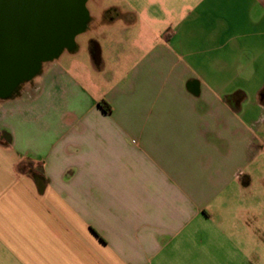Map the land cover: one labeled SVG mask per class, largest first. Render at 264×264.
Instances as JSON below:
<instances>
[{
    "label": "crops",
    "instance_id": "1",
    "mask_svg": "<svg viewBox=\"0 0 264 264\" xmlns=\"http://www.w3.org/2000/svg\"><path fill=\"white\" fill-rule=\"evenodd\" d=\"M148 1L0 99V264H262L264 0Z\"/></svg>",
    "mask_w": 264,
    "mask_h": 264
},
{
    "label": "water",
    "instance_id": "2",
    "mask_svg": "<svg viewBox=\"0 0 264 264\" xmlns=\"http://www.w3.org/2000/svg\"><path fill=\"white\" fill-rule=\"evenodd\" d=\"M87 0H0V99L43 62L71 49L86 28Z\"/></svg>",
    "mask_w": 264,
    "mask_h": 264
},
{
    "label": "rangeland",
    "instance_id": "3",
    "mask_svg": "<svg viewBox=\"0 0 264 264\" xmlns=\"http://www.w3.org/2000/svg\"><path fill=\"white\" fill-rule=\"evenodd\" d=\"M159 3V2H158ZM131 5L130 7L138 9L140 11V28L137 32L135 33H126V32H120L117 34V37L114 38L112 37L113 34L111 35L110 33H104L103 36H96L94 32H92L91 27L94 26H98L101 25L102 22L100 21V16L99 13H101L100 11L104 9H113L112 7L115 8H121V7H128L129 5ZM87 10L89 12L90 15V20L88 22V28L90 29V31L80 34L76 37L75 39V43L77 45L80 44H84L86 45L87 40H90L92 38L98 39L101 41V43L103 45H105L106 47L109 48L108 43H110L111 41L114 42V47H113V53L109 54V57L111 59H116L117 57H128V56H137L139 53L138 49H135L134 46L139 47L138 45H140V43H142L143 41H147V40H152L155 37V34L153 33V35L149 34L148 35V27H151L150 24L153 23V19L152 16L150 15L151 10H154L151 3L148 0H88L87 4H86ZM158 11V8H156ZM158 14V12L156 13ZM98 15V16H97ZM95 17H97V20L95 19ZM96 20V21H95ZM158 28H156L154 26V28L156 30H161L164 28L163 25L161 26H157ZM146 31V32H145ZM133 44V46L131 47V45ZM69 54L68 50H64V53L62 55H65L64 57H66ZM260 167V171L254 176V178L251 181L252 186H250L254 191L255 194V190L259 189V184L261 182L264 183V157L261 160L260 164L258 165ZM259 170V169H258ZM257 196L262 197L264 199V192H261L260 190H258L257 192ZM256 198V197H255ZM254 195L250 192H247L244 196L240 197L238 199V201L242 202L245 201V204L247 206L248 203L250 202H254ZM244 203V202H242ZM243 205V204H242ZM237 210V208H236ZM235 210V211H236ZM234 208L230 209V213L235 214ZM262 217L264 218V209L262 210ZM264 230V228H263ZM237 231L234 230H230L229 231V235L231 236L232 239V243L237 240L234 233H236ZM247 241H248V246H247V251H262L263 253V262L262 264H264V233L261 236L262 239L261 241H263L262 245L261 243L258 242L254 243V241H251V235L249 233V231H247ZM217 235H219L218 233L213 234V237L215 239H217V241H222L220 240V237H218ZM237 235V234H236ZM235 238V240H234ZM234 240V241H233ZM219 243V242H217ZM223 254L222 251H216L215 254V263H222L224 262L223 260ZM214 260V259H213ZM205 262L204 259H201V263Z\"/></svg>",
    "mask_w": 264,
    "mask_h": 264
},
{
    "label": "flooded vegetation",
    "instance_id": "4",
    "mask_svg": "<svg viewBox=\"0 0 264 264\" xmlns=\"http://www.w3.org/2000/svg\"><path fill=\"white\" fill-rule=\"evenodd\" d=\"M23 82H24V81H23ZM21 83H22V82H20V83L17 85V87H18ZM17 87H16V89H17ZM16 89H15V90H16ZM15 90H14V91H15Z\"/></svg>",
    "mask_w": 264,
    "mask_h": 264
},
{
    "label": "trees",
    "instance_id": "5",
    "mask_svg": "<svg viewBox=\"0 0 264 264\" xmlns=\"http://www.w3.org/2000/svg\"><path fill=\"white\" fill-rule=\"evenodd\" d=\"M104 104V103H103ZM101 105H102V103H101Z\"/></svg>",
    "mask_w": 264,
    "mask_h": 264
}]
</instances>
